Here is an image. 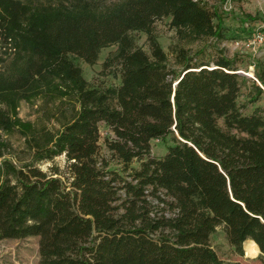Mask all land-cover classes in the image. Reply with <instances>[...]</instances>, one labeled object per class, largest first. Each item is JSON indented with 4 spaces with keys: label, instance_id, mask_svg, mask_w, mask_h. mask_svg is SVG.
I'll return each instance as SVG.
<instances>
[{
    "label": "trees",
    "instance_id": "trees-1",
    "mask_svg": "<svg viewBox=\"0 0 264 264\" xmlns=\"http://www.w3.org/2000/svg\"><path fill=\"white\" fill-rule=\"evenodd\" d=\"M106 1L0 0L11 59L0 71V131L19 133L32 154L20 167L0 162V239L37 237V264H240L209 245L221 225L231 247L250 241L264 258V107L242 112L243 77L224 59L195 65L178 50L171 70L153 33L169 18L178 33L215 36L216 14L199 0ZM113 45L102 71L113 67L117 84L89 85L77 61L93 65ZM256 79L264 87V70ZM253 89L251 102L264 95ZM38 99L70 104L57 134L17 117L20 102ZM100 124L118 171L96 158ZM168 136L152 156L150 141ZM62 154L68 187L35 165Z\"/></svg>",
    "mask_w": 264,
    "mask_h": 264
},
{
    "label": "rangeland",
    "instance_id": "rangeland-1",
    "mask_svg": "<svg viewBox=\"0 0 264 264\" xmlns=\"http://www.w3.org/2000/svg\"><path fill=\"white\" fill-rule=\"evenodd\" d=\"M54 1V0H52ZM108 0L105 4L118 2ZM208 9L216 14L213 20L217 24L216 35H195L181 30L180 33L169 25V18L157 21L154 24V36L161 50L165 53L168 67L176 72L180 66L175 64L178 50H182L192 64H208L213 67L218 59L228 61L234 72L242 76L240 80V94L238 104L245 105L242 112L250 114L256 107H264V95L257 101L254 98V85L257 75L264 70V0H199ZM47 2V0H39ZM135 46L149 53L146 35L142 32L131 33ZM116 46L102 48L93 65H87L77 61L81 68L82 77L89 85L95 87L114 86L118 80L113 67L102 71L104 60L112 55ZM0 62V71L6 70L10 57L3 54ZM258 86V85H257ZM263 92L264 87L258 86ZM77 108V105L75 106ZM71 106L68 103L54 101L44 103L36 100L33 103L20 102L17 109V117L22 122L31 123L36 129L57 134L62 126L70 119ZM100 145L97 160L108 161V170H120V165L111 158L103 141L111 138L108 129L99 125ZM170 136L163 140L150 141V153L154 157L165 154L166 148L172 145ZM24 138L17 132L5 134L0 131V162L8 161L16 167H20L32 159L31 150ZM47 176L59 179L68 187L71 177L69 173V161L64 154L51 160H42L35 164ZM132 167L137 168L138 163L133 162ZM122 175V174H121ZM38 238L25 237L21 239H0V264H37L38 262ZM252 242H243L241 251L231 247L225 238L222 226L216 227L209 237V245L217 257L223 262H237L240 264H264V258L250 245Z\"/></svg>",
    "mask_w": 264,
    "mask_h": 264
},
{
    "label": "water",
    "instance_id": "water-1",
    "mask_svg": "<svg viewBox=\"0 0 264 264\" xmlns=\"http://www.w3.org/2000/svg\"><path fill=\"white\" fill-rule=\"evenodd\" d=\"M176 83L177 82H175L174 84H173V90H174V86L176 85ZM173 95V94H172ZM171 102H172V97H171ZM173 129V128H172ZM175 135H176V133H175Z\"/></svg>",
    "mask_w": 264,
    "mask_h": 264
},
{
    "label": "built area",
    "instance_id": "built-area-1",
    "mask_svg": "<svg viewBox=\"0 0 264 264\" xmlns=\"http://www.w3.org/2000/svg\"><path fill=\"white\" fill-rule=\"evenodd\" d=\"M255 82H256V84L259 86V82L257 81V79H254V78H252Z\"/></svg>",
    "mask_w": 264,
    "mask_h": 264
}]
</instances>
